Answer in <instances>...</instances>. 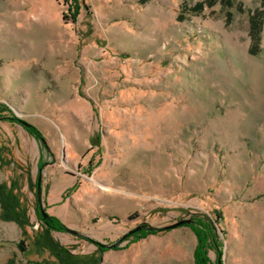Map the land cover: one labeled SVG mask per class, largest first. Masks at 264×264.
Masks as SVG:
<instances>
[{"label":"rangeland","instance_id":"1","mask_svg":"<svg viewBox=\"0 0 264 264\" xmlns=\"http://www.w3.org/2000/svg\"><path fill=\"white\" fill-rule=\"evenodd\" d=\"M198 1L0 0V264H194L204 215L212 264H264L261 0Z\"/></svg>","mask_w":264,"mask_h":264},{"label":"trees","instance_id":"2","mask_svg":"<svg viewBox=\"0 0 264 264\" xmlns=\"http://www.w3.org/2000/svg\"><path fill=\"white\" fill-rule=\"evenodd\" d=\"M141 3H144L148 0H139ZM217 1L220 2L221 6L223 8L225 7H232L234 5V0H205L203 1H198L196 2L193 6L185 8V11H190V12H195V13H200L204 5L212 6L214 5ZM75 5L73 7V16L78 13L79 10V2L78 0H75ZM261 5L262 8H255L250 12L249 14V34L251 37L252 41V46L250 47V52L255 53V51L258 48V44L260 41V33L264 21V0H261ZM236 7L239 11H243L242 9V4L238 3L236 4ZM227 15V20H230L232 17V13L230 11H226ZM2 105L5 109V105ZM7 109V108H6ZM27 130L29 133L33 134L34 136H37L41 138L39 131L35 128L33 125H27ZM10 202H12V197L9 196ZM5 215L2 217L4 219H16L14 216L10 215L7 211L4 212ZM44 223L47 225L48 229H55V230H65V225L55 216H51L47 219L42 218ZM203 222H201V228L196 227V225L193 227L195 230L196 236H197V244L194 249V264H212L210 258L208 257V249L211 246V242L214 243L215 241V233L213 232L212 227L210 226L209 219L206 215L203 216L202 219ZM137 233V232H135ZM66 264H80L79 262L75 263H66Z\"/></svg>","mask_w":264,"mask_h":264},{"label":"water","instance_id":"3","mask_svg":"<svg viewBox=\"0 0 264 264\" xmlns=\"http://www.w3.org/2000/svg\"><path fill=\"white\" fill-rule=\"evenodd\" d=\"M22 124H27L26 121L24 120H21ZM40 180H41V174L38 175V178H37V201H38V204H39V209H40V213L42 215L43 218H48L49 217V214L45 211V209L43 208L42 204H41V188H40ZM185 222H188V220H184V219H181V220H177L176 222L174 223H171V224H168V225H164L162 226L163 229H168V228H172V227H175L179 224H182V223H185ZM142 228H149V229H153L154 227L152 226H146V225H138L134 228H131L129 229L128 231H126L121 237H119L118 240H116L115 242H112V243H105V242H100V241H97V240H94V239H91L93 240L97 245H99L100 247H108V248H111L115 245H117L119 242H121L123 239H125L129 234H132L136 231H139L141 230ZM67 231H70L74 234H80L78 231L74 230V229H71L69 227H66L65 228Z\"/></svg>","mask_w":264,"mask_h":264},{"label":"crops","instance_id":"4","mask_svg":"<svg viewBox=\"0 0 264 264\" xmlns=\"http://www.w3.org/2000/svg\"><path fill=\"white\" fill-rule=\"evenodd\" d=\"M71 179H73V176L72 177H69V176H62V177H59L58 179H57V182H59V184L60 185H62V184H66L67 182H70V180ZM59 180V181H58ZM62 183V184H61ZM63 186V185H62ZM46 199H47V203L48 204H51L52 202L50 201V199L52 200V199H54V198H52V197H50L49 198V196L47 195L46 196ZM59 209V208H58Z\"/></svg>","mask_w":264,"mask_h":264}]
</instances>
